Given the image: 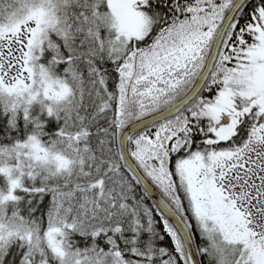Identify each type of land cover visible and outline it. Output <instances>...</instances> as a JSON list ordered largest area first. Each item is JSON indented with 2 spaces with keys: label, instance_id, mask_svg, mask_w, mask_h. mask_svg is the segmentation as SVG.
Listing matches in <instances>:
<instances>
[{
  "label": "snow or ice",
  "instance_id": "snow-or-ice-1",
  "mask_svg": "<svg viewBox=\"0 0 264 264\" xmlns=\"http://www.w3.org/2000/svg\"><path fill=\"white\" fill-rule=\"evenodd\" d=\"M0 264H264V0H0Z\"/></svg>",
  "mask_w": 264,
  "mask_h": 264
}]
</instances>
